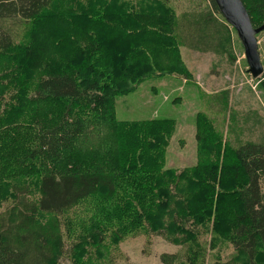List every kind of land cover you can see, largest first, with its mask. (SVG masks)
I'll return each mask as SVG.
<instances>
[{
	"label": "trees",
	"instance_id": "trees-1",
	"mask_svg": "<svg viewBox=\"0 0 264 264\" xmlns=\"http://www.w3.org/2000/svg\"><path fill=\"white\" fill-rule=\"evenodd\" d=\"M94 2L0 0V86L10 87L0 92V208L8 205L0 264H60L59 217L79 206L93 213L82 218L88 230L78 240H86L71 245L72 264H84L89 248L102 257L111 226L114 246L126 228L175 233L173 243L195 246L183 264H204L192 207L234 249L232 261L212 264H264V136L227 149L201 118L197 164L177 174L162 171L170 122L113 119L114 98L142 78L161 69L187 76L178 47L215 42L224 53L234 30L214 19L213 0L194 21L172 19L159 0ZM241 2L254 28L264 24V0ZM23 26L26 40L17 42ZM99 121L113 128V143L90 129ZM202 128L212 132L206 139ZM99 148L104 156L93 153ZM33 189L38 199L29 200ZM91 200L95 207L85 205Z\"/></svg>",
	"mask_w": 264,
	"mask_h": 264
},
{
	"label": "rangeland",
	"instance_id": "rangeland-1",
	"mask_svg": "<svg viewBox=\"0 0 264 264\" xmlns=\"http://www.w3.org/2000/svg\"><path fill=\"white\" fill-rule=\"evenodd\" d=\"M81 1L88 4L92 0ZM125 1L130 4L137 2V0ZM159 2L164 5L172 19L175 17L180 20L182 16H185L186 21H194L196 15L213 11L209 0H159ZM220 16L219 13L213 15L218 23H224ZM24 28L25 26L16 37L17 42L26 40ZM215 32L223 33L217 26L214 27ZM256 40L264 70V31L256 36ZM226 49L227 51L222 53L220 46H217L215 42L206 46L201 44L197 49L180 46L178 47L179 62L187 76L161 69L162 71H156L155 74H150L134 84L131 92L114 98L113 119L117 122L157 120L171 123L170 131L164 136L162 144V171L171 169L179 174L188 172L197 164L199 157L196 134L202 125L201 118L207 121L208 127L213 129L212 132L218 136L224 146H227V149H236L247 142H258L264 136V90L260 87L264 72L258 79H251L247 72L243 48L234 31H231L230 49L227 46ZM0 63H4V60ZM2 71L0 69V75ZM7 82V79L1 80L2 84ZM9 90V86H0V92L2 91L4 95ZM98 125L100 127L93 126L90 129L97 132L101 138L109 137L113 143V128H110V124L99 121ZM212 132L209 133L202 128V134L206 135L205 139ZM95 145L97 146L98 143L96 142ZM93 153L105 155L100 148ZM103 159L106 160L105 157ZM28 199H38L35 189L32 190ZM96 203L97 200H91L85 205L95 207ZM4 206L0 208V212H3L8 205ZM86 208V206H79L59 217L61 230L58 229L57 233L61 234L60 244L64 250V257L60 260V264H72L68 256L71 245L81 242L80 240H86L83 235L78 240L81 229L88 230L82 218H91L93 213V210L86 211ZM192 209L193 219L201 223L199 227L192 225L189 228L194 237L192 243L200 244L199 247L205 253L204 264L232 261L235 255L233 247L221 236L207 230L210 227L203 223L196 213L197 209L195 207ZM68 221L70 226H66ZM68 227L70 231L66 232L65 229ZM112 227L104 239V244L106 242L108 248L103 251V256L97 258L93 254V249L89 248L84 264H170L169 262L183 264L190 248L194 246L189 243V239L182 242L180 237L173 243L171 239L177 237V234L170 231L169 236L167 233L158 235L144 232L143 229L129 231V228H126L128 232L123 240L114 246L110 244L108 237L113 228L116 229ZM84 235L89 236V232L86 231ZM67 250L69 252L66 254Z\"/></svg>",
	"mask_w": 264,
	"mask_h": 264
},
{
	"label": "water",
	"instance_id": "water-1",
	"mask_svg": "<svg viewBox=\"0 0 264 264\" xmlns=\"http://www.w3.org/2000/svg\"><path fill=\"white\" fill-rule=\"evenodd\" d=\"M218 13L227 26L232 28L243 48L247 72L252 80L264 72L257 48L256 36L264 31V24L254 28L241 0H213Z\"/></svg>",
	"mask_w": 264,
	"mask_h": 264
}]
</instances>
